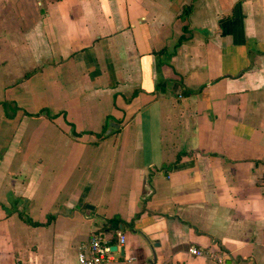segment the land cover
I'll return each mask as SVG.
<instances>
[{
	"label": "crops",
	"instance_id": "crops-1",
	"mask_svg": "<svg viewBox=\"0 0 264 264\" xmlns=\"http://www.w3.org/2000/svg\"><path fill=\"white\" fill-rule=\"evenodd\" d=\"M93 233L264 264V0H0V264Z\"/></svg>",
	"mask_w": 264,
	"mask_h": 264
},
{
	"label": "built area",
	"instance_id": "built-area-1",
	"mask_svg": "<svg viewBox=\"0 0 264 264\" xmlns=\"http://www.w3.org/2000/svg\"><path fill=\"white\" fill-rule=\"evenodd\" d=\"M114 235L117 237L116 245H123L125 240L123 231L115 229ZM189 252L198 256L208 254L207 251L197 247H190ZM76 254L78 264H113L116 260L115 251L99 233H93L88 240L79 243L76 247ZM214 257L218 263L222 264L224 262L223 255H214Z\"/></svg>",
	"mask_w": 264,
	"mask_h": 264
},
{
	"label": "trees",
	"instance_id": "trees-1",
	"mask_svg": "<svg viewBox=\"0 0 264 264\" xmlns=\"http://www.w3.org/2000/svg\"><path fill=\"white\" fill-rule=\"evenodd\" d=\"M189 11H190V6H187V7L185 8V12L188 13ZM29 74H30V73L26 74L25 77H27ZM186 93H187V92H186ZM8 106L11 107V105H9V103H4V107H5L6 109L8 108ZM102 134H103V133H100L99 136H102Z\"/></svg>",
	"mask_w": 264,
	"mask_h": 264
},
{
	"label": "water",
	"instance_id": "water-1",
	"mask_svg": "<svg viewBox=\"0 0 264 264\" xmlns=\"http://www.w3.org/2000/svg\"><path fill=\"white\" fill-rule=\"evenodd\" d=\"M113 226L116 227V225H113ZM116 248H117L116 246H113V249H114V250H116ZM119 250L123 253V247H119Z\"/></svg>",
	"mask_w": 264,
	"mask_h": 264
}]
</instances>
